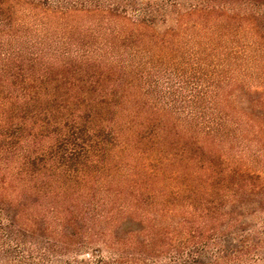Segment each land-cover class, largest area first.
<instances>
[{
	"label": "trees",
	"instance_id": "1",
	"mask_svg": "<svg viewBox=\"0 0 264 264\" xmlns=\"http://www.w3.org/2000/svg\"><path fill=\"white\" fill-rule=\"evenodd\" d=\"M262 157L264 0H0V264H264Z\"/></svg>",
	"mask_w": 264,
	"mask_h": 264
},
{
	"label": "rangeland",
	"instance_id": "2",
	"mask_svg": "<svg viewBox=\"0 0 264 264\" xmlns=\"http://www.w3.org/2000/svg\"><path fill=\"white\" fill-rule=\"evenodd\" d=\"M251 146H253V147H256V145H251ZM260 165L262 166V168H264V157H262L261 159H260Z\"/></svg>",
	"mask_w": 264,
	"mask_h": 264
}]
</instances>
